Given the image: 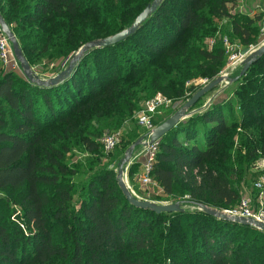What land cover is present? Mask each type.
<instances>
[{
  "label": "trees",
  "instance_id": "1",
  "mask_svg": "<svg viewBox=\"0 0 264 264\" xmlns=\"http://www.w3.org/2000/svg\"><path fill=\"white\" fill-rule=\"evenodd\" d=\"M151 2L0 0V18L31 70L69 65L84 45L129 28ZM235 3L163 0L133 35L84 52L51 87L0 63V264H264V232L199 209L232 208L249 193L242 184L259 174L250 171L264 161V54L234 84L239 101L197 110L199 100L157 142L153 181L168 197L186 195L173 201L194 211L156 214L125 199L110 167L145 141L136 127L109 152L101 143L133 124L143 101L160 94L183 104L196 91L189 81L217 78L223 36L245 48L257 43L260 21L232 16ZM15 209L28 234L13 221Z\"/></svg>",
  "mask_w": 264,
  "mask_h": 264
},
{
  "label": "rangeland",
  "instance_id": "2",
  "mask_svg": "<svg viewBox=\"0 0 264 264\" xmlns=\"http://www.w3.org/2000/svg\"><path fill=\"white\" fill-rule=\"evenodd\" d=\"M263 5H264L263 0H236V3L234 6L228 7L230 9V14L232 16H236V14H240L244 18H250L253 20H259L260 21L259 23H257L259 29H258V32L256 33L258 41L253 46H249L246 48L242 47L237 43V41H235L234 39H231L227 35H225L221 38L224 47H225L224 40H226L227 45H229L231 47L230 54H246L248 56L250 53H252L254 50H256L257 48H259L261 45L264 44V6ZM221 25L226 28L229 25V21L224 19L221 22ZM220 32L221 31L219 29L217 31L216 36H219ZM205 44L210 49V48H212L214 41H213V39H210V40H207L205 42ZM230 54L226 53V47H225V65H224L223 69L221 70V72L217 76V78L222 76L226 80H224L217 88H215V90H213L211 93L207 94L206 96H204L201 99V101L199 103V107L197 108V110L205 109L208 106H210L211 104L220 103V102L226 101V100H230L233 103L239 101V98L234 95V89L236 88V86L234 84L236 82H238L241 78H243V76L241 75V71L243 69V66L241 64H238L234 67V69L225 71L230 65V62L228 60ZM67 64H68L67 62H65V63L57 62L55 64H52V65L50 64L49 66H47L46 63H42L39 67L36 66V67L32 68L31 72H33L35 74L34 76L38 77V79L45 81V80H49L51 78H54L60 72L65 70L68 67ZM5 69L7 71L11 70L10 68H5ZM14 71L16 74L23 77L20 69L14 70ZM210 82L211 81H208L205 79L192 80V81H189L187 83L186 88L193 86L196 90L195 91V93H196L197 91L201 90L203 87L208 85ZM186 95H188V94H186ZM261 96H262V98H264V94H262ZM171 102H172V105L170 108H168L166 111H164L160 115L154 117L155 121H159V119L167 120L181 106H183L185 104V103L180 104L177 102L178 104L175 105V102L173 100ZM143 103H144V101L141 103L140 106H142ZM250 106H247V111L250 108ZM236 113H237V110H235L234 115H236ZM136 114L133 116V124L127 123L123 126V129L120 130V136L122 135L125 137L131 130H134L135 127L137 129V134L139 136L142 135V132L138 129V127L135 123L136 122ZM106 133L107 132H105L104 134H106ZM120 136H119V141H120ZM233 142L235 143V147H236L237 142H236L235 138H234ZM233 147H234V145H233ZM142 150H143L142 145L135 148L129 164L124 166V170H123V180H124L126 186L128 187V189L130 190V192L133 194V196L136 199H138L139 201H149V202L155 203L159 206L176 204V203H174L173 200H177V202L179 201V202L185 203V201H187V199H188L186 195H183L182 197H176V199H175L174 196L168 197V196L164 195L160 188L156 189V187H150V188L142 187L140 185V182H139V177L141 175L140 174L141 171L139 170V167L135 168V170L133 169V172H132L133 176L132 177L128 176L127 171H128V168L131 164H137V165L139 164L140 168H141V165L144 164L145 159L143 157L140 158V154H141ZM112 154H114V155L116 154L115 150L112 152ZM73 157L77 161L86 158L85 155L78 154V153H74ZM107 160H109V158ZM107 160L103 159L102 160L103 164L107 163ZM258 161H261V160H258ZM258 161H256V163ZM110 169H114V171L116 173V170L118 169V165H115V166L113 165L110 167ZM139 171H140V173H139ZM260 172H261V170L255 171L254 169H253V171H250V173H255V174L259 173V174L255 175L253 178H251V184L250 183H248L247 185L242 184L241 188H239V191L242 192V195H244L243 194L244 190H246V191L249 190V193L252 192L251 194H253L254 196H251L249 193H247V195H249L250 198L251 197L255 198L257 193L253 192L251 190H252V185L258 180ZM0 198H3V196H1V194H0ZM183 206L184 207H182V208H184L188 212H192L195 210L194 208H192L189 205L183 204ZM235 206H232V208H234ZM232 208H230V209H232ZM209 209H212V208H209ZM213 210H215L216 212H219V213H224L225 211H228L229 208L213 209ZM18 213H19V210L15 209V213H14L12 219H14L13 220L14 222H17L18 224H22L20 227L23 230L22 229L21 230L28 234L29 231L31 232L30 227L26 224L21 223V221L17 219Z\"/></svg>",
  "mask_w": 264,
  "mask_h": 264
},
{
  "label": "water",
  "instance_id": "3",
  "mask_svg": "<svg viewBox=\"0 0 264 264\" xmlns=\"http://www.w3.org/2000/svg\"><path fill=\"white\" fill-rule=\"evenodd\" d=\"M163 0H152L151 4H149L134 20L132 25L107 38H104L102 40H97L94 42H90L86 45H84L70 60L68 67L63 70L61 73H59L54 78H51L49 80H40L36 76H34L29 69L28 64L26 61L22 58L20 50L18 48L16 39L10 30V28L5 24V22L0 18V30L1 32L6 36L9 43L11 44V48L13 51L14 59L17 61V63L20 66V69L23 72V75L28 78L32 82H36L40 86L44 87H51L54 85H57L58 83L64 81L72 72L73 66L75 62L84 54V52L90 50V49H96V48H105L110 47L119 44L120 42L127 39L129 36L133 35L139 27L151 16L162 4ZM264 54V44L261 45L259 48L254 50L252 53H250L241 63L243 66V69L241 71V75H243L251 62L259 59ZM224 80H226L224 77L220 76L216 78L215 80L211 81L208 85L203 87L201 90L197 91L186 103L181 106L172 116H170L167 120H165L160 125L156 126V128L153 130L149 142H143V138L138 139L136 142H134L129 148L126 150L120 165L117 169V181H118V187L120 188L123 196L128 201L129 204L136 208H140L143 210H151L156 214L160 213H173V212H183V209L179 206V204H169V205H157L155 203H151L149 201H139L136 199L133 194L130 192L128 187L126 186L124 180H123V170L124 166L128 165L130 162V159L132 157V154L135 150V148L139 146L145 147L147 144L151 145L154 143H157L165 134H167L169 131H171L174 127H176L180 122H182L187 116V112L189 109H191L199 100H201L205 95L211 93L215 88H217ZM200 211L216 217L218 219L224 220V221H232L237 224L242 225H248L256 228L257 230H260L264 232V224L251 220V219H244V218H232L226 216L224 213L216 212L213 209L206 208L204 206H199Z\"/></svg>",
  "mask_w": 264,
  "mask_h": 264
},
{
  "label": "built area",
  "instance_id": "4",
  "mask_svg": "<svg viewBox=\"0 0 264 264\" xmlns=\"http://www.w3.org/2000/svg\"><path fill=\"white\" fill-rule=\"evenodd\" d=\"M224 44L226 47V53L230 54L231 47L227 45L226 40H224ZM246 56V54H230L228 58L230 65L225 71L234 69L236 65L242 63ZM0 63L3 67L10 68L11 70L19 69V64L13 56L11 44L1 30ZM171 105V100L160 94H156L153 98L142 104L141 109L136 114V125L142 132L145 142H149V138L153 130L156 128L153 123L154 117L166 111L171 107ZM119 136L120 133L106 134L102 138L101 143L106 152L114 149V147L118 144ZM157 152V143L151 145L147 144L141 151L140 158L143 157L145 159L144 164L141 165V175L139 177V182L142 187H156V189H159L158 185L155 184L151 177ZM253 169L255 171L263 170L264 161H258ZM252 190L257 193L255 199L252 197L250 198L249 195H244L234 208L225 211L224 214L228 217L251 219L264 224V173L259 175L258 180L252 185Z\"/></svg>",
  "mask_w": 264,
  "mask_h": 264
},
{
  "label": "crops",
  "instance_id": "5",
  "mask_svg": "<svg viewBox=\"0 0 264 264\" xmlns=\"http://www.w3.org/2000/svg\"><path fill=\"white\" fill-rule=\"evenodd\" d=\"M263 3H264V0H263ZM264 6V5H263ZM142 162V161H141Z\"/></svg>",
  "mask_w": 264,
  "mask_h": 264
}]
</instances>
